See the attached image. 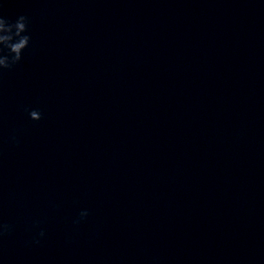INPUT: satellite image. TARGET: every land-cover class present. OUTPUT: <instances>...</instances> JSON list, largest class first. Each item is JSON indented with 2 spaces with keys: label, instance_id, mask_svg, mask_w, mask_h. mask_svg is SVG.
Instances as JSON below:
<instances>
[{
  "label": "clouds",
  "instance_id": "obj_1",
  "mask_svg": "<svg viewBox=\"0 0 264 264\" xmlns=\"http://www.w3.org/2000/svg\"><path fill=\"white\" fill-rule=\"evenodd\" d=\"M28 24V17L20 15L15 20H11L0 10V72L4 69H11L21 61L23 52L29 46L31 40L30 35L26 34ZM4 49L8 50L7 54H3ZM29 117L34 121H38L42 118V114L38 110H31ZM87 215L86 211H82L80 218L83 219ZM7 230V225H0V235H3ZM39 235L43 237L44 233L40 232Z\"/></svg>",
  "mask_w": 264,
  "mask_h": 264
}]
</instances>
